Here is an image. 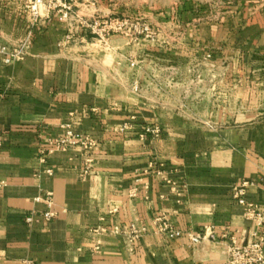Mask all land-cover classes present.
Segmentation results:
<instances>
[{"label":"crops","instance_id":"1","mask_svg":"<svg viewBox=\"0 0 264 264\" xmlns=\"http://www.w3.org/2000/svg\"><path fill=\"white\" fill-rule=\"evenodd\" d=\"M78 1L66 0L70 21L53 12L33 28L21 60L0 54V264H229L231 236L264 239V227L233 198L234 185L256 181L247 198L264 209V120L191 127L112 82L69 45L83 35L66 39L68 25L79 29L83 18ZM30 29L15 0H0L1 42L13 47ZM158 121L160 138L140 137L144 124ZM67 123L98 141L88 175L80 146L42 154ZM49 192L56 216L46 221ZM161 214L181 230L214 226L217 239L193 244L187 235H156L153 220ZM132 223L150 228L135 247L118 233Z\"/></svg>","mask_w":264,"mask_h":264},{"label":"rangeland","instance_id":"2","mask_svg":"<svg viewBox=\"0 0 264 264\" xmlns=\"http://www.w3.org/2000/svg\"><path fill=\"white\" fill-rule=\"evenodd\" d=\"M78 2L86 26L75 39L86 40L69 45L112 82L191 127L264 120V0ZM112 21L121 30H104Z\"/></svg>","mask_w":264,"mask_h":264},{"label":"built area","instance_id":"3","mask_svg":"<svg viewBox=\"0 0 264 264\" xmlns=\"http://www.w3.org/2000/svg\"><path fill=\"white\" fill-rule=\"evenodd\" d=\"M19 6L22 14L25 16L27 22L30 25V31L28 35L22 39L17 45L11 47L4 42L0 41V54L6 56L7 61H18L23 58L28 52L33 37V28L40 24L42 20L51 17L53 12L60 14L61 21H70L72 7L66 2V0H15ZM79 21V28L86 26L85 22ZM98 25V23H96ZM69 26V33L67 34V41L73 40L75 37L74 27L71 24ZM87 26H91L88 24ZM123 23L120 21H112L104 23V30L119 31L121 30ZM96 28V26H91ZM135 118V117H134ZM65 129L64 134L48 139V147L42 150V154H52L57 151H66L72 146H80L86 152V165L83 175H88L91 169L92 153L98 145V141L89 134L77 132L73 123L63 124ZM128 128V125L124 124L120 127V130L124 131ZM163 133V128L157 122L147 123L142 126L140 137L142 138H160ZM4 144V130L0 127V152ZM49 174L53 173L52 169H48ZM162 172L158 170V173ZM166 182L171 184L176 190L177 183L171 179L165 178ZM260 181L264 182V178ZM256 184V181L247 180L242 183H238L233 186V198L234 200L244 208L245 216L249 219H254L258 224L264 227V209L261 208L255 202H251L247 198L248 189L250 186ZM43 202L48 206V211L44 213V219L51 221L56 216V213L52 209L54 205L53 193L49 192ZM35 214L32 213L26 216V221L32 225L35 222ZM150 232V228L144 223H132L128 226H124L118 233L125 237L126 242L135 247L142 238ZM152 232L156 235H161L167 239H174L187 235L190 237L193 244H197L200 241L210 238L212 240L217 239L214 226H207L201 231L192 232L181 230L175 227L167 218L165 214L157 215L153 220ZM255 235V234H254ZM227 237L228 234H224ZM229 264H264V239L257 241L238 242L234 236H231V244L229 248Z\"/></svg>","mask_w":264,"mask_h":264}]
</instances>
